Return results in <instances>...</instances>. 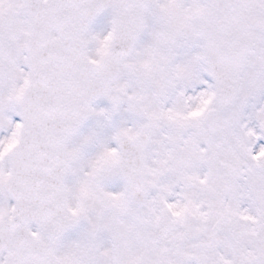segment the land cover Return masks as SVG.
Listing matches in <instances>:
<instances>
[{
	"label": "snow or ice",
	"instance_id": "1",
	"mask_svg": "<svg viewBox=\"0 0 264 264\" xmlns=\"http://www.w3.org/2000/svg\"><path fill=\"white\" fill-rule=\"evenodd\" d=\"M262 153L264 0H0V264H264Z\"/></svg>",
	"mask_w": 264,
	"mask_h": 264
},
{
	"label": "rangeland",
	"instance_id": "2",
	"mask_svg": "<svg viewBox=\"0 0 264 264\" xmlns=\"http://www.w3.org/2000/svg\"><path fill=\"white\" fill-rule=\"evenodd\" d=\"M108 106L109 105L105 101H101V104L97 103V105H95V107L97 109L107 108ZM121 120L125 121L127 126H131L133 123V118L131 117L130 114H127V113H122L120 116L116 117L117 123L120 122ZM92 124H93V121L91 120V123L89 124V128H91ZM110 136H111V129L107 130L106 135H105V139H110ZM261 155H264V153H262Z\"/></svg>",
	"mask_w": 264,
	"mask_h": 264
},
{
	"label": "flooded vegetation",
	"instance_id": "3",
	"mask_svg": "<svg viewBox=\"0 0 264 264\" xmlns=\"http://www.w3.org/2000/svg\"><path fill=\"white\" fill-rule=\"evenodd\" d=\"M93 121V124H92V126H91V128H94V127H97V125H96V121H94V120H92ZM91 128H87V130H86V132L88 131V130H90Z\"/></svg>",
	"mask_w": 264,
	"mask_h": 264
}]
</instances>
